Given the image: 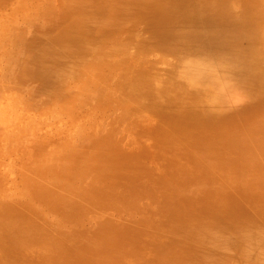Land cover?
I'll use <instances>...</instances> for the list:
<instances>
[{
  "label": "rangeland",
  "instance_id": "rangeland-1",
  "mask_svg": "<svg viewBox=\"0 0 264 264\" xmlns=\"http://www.w3.org/2000/svg\"><path fill=\"white\" fill-rule=\"evenodd\" d=\"M3 1L0 2V22H2L0 23V28L2 27L1 30L6 32V35L4 36V32L0 35V41H1L0 67L3 66L1 67L2 69L1 68L0 69L1 70L4 69L7 72L3 70L5 73L3 71H2L3 73H1L0 70L1 75H3V76L0 75L1 77L0 95L2 96L0 97L1 98L4 97L3 100H1V102L2 101L3 102L2 103L0 102V128H1L0 137L6 136V138L5 137L2 138V140L5 141L3 143L1 142L0 139V174H1L0 189L1 190L6 189V191H0V224H1L0 245L4 244V248L0 246V250H1L0 264H6V262L10 263V261L12 262L15 259V256L19 254V250L21 249L23 250L31 246L32 248H34V250H36L37 245L33 244V242L35 241H40V242L42 241L44 245L45 244L48 245L49 243H52L51 245L52 249L56 250L53 252L55 254L57 252V255L60 254L58 256L59 261L51 258L46 259L43 256L41 261L40 260L39 262L37 261L38 263H36V261L34 260L31 261L36 264H65L61 262L68 260V258L71 256L72 257L70 259H72L73 255H75L74 257L81 256L79 258H81L82 261H80L79 264L80 263L81 264H139V263L140 264L141 263L142 264H190L187 263L188 252L184 249H180V245H184V244L190 245L192 243L194 249H198L200 251V254L196 256L198 260H196L195 262L193 261L194 264H205V263L207 264L209 261H210L209 263L212 264L215 263L229 264L230 261L234 262V264H240V263L263 264L264 262V134L261 133V131L262 132L264 131V123H263L264 115L261 113H264V94L256 93V92L253 94H248L243 89H241L239 85H235L234 80H232L231 78L233 79L234 78L237 79L239 77L241 78L244 75L248 74L249 72L242 71V65H238L237 67L234 64H231V66L229 64L227 67L221 64L219 60L224 61L225 57L223 56L222 58H220L219 57L220 53L219 52L216 53L214 47H213L214 51L211 50L205 52L199 51L200 54L193 52L190 55L191 58H189L190 56L188 55L187 58L182 57L183 58L182 61V58L179 57L175 58L177 56L172 51H166L165 49L162 50L159 46L154 45L158 43L156 39L158 35L159 38L163 37L167 41L164 42L163 44L164 48L171 49L173 47H176L178 43L180 44V36H181L180 34L183 31H191V32L202 31L203 27H212V25H215L217 29L222 30L223 28H225V26L223 25L224 23H222L224 22L222 21V18L219 17L215 18L214 17L215 13L213 9L209 7L211 9L210 11L207 7H204L202 8L203 11L201 9L199 11H196L193 18L190 19L192 10L191 7L189 8L187 6L186 4L187 0H180V1L172 0L175 1L174 2L175 4L173 3V5H170L169 7L167 6V9L161 8L157 10V12L154 9L155 8L154 3L152 4L148 3L150 5H147V3H143V4L139 3V0H135V3L134 0H109V2L107 0H69L70 2H67L68 0L67 1L66 0H56V1L55 0H48V1L47 0H8V1L3 0ZM104 1L109 6L105 5ZM116 3H119L120 5L124 4L126 7L130 9H135L138 8L137 6H140L142 9L139 7L140 11H139V16L136 18V22L135 20H133V18H128L125 21L121 22V24L117 27H108L106 25L107 24L106 21L109 22L110 15L119 19V12L117 10L115 11V9L112 8V5ZM245 3L246 0L244 1L240 0V3L234 4L235 8L233 7L234 6L233 5L232 12L236 14V13H241V11H244L242 9L243 8L242 5ZM179 4L180 7L177 6ZM26 5L28 6V8ZM236 5L238 8H236ZM144 6H146L147 8ZM108 7H110V9ZM173 7L175 9H173ZM149 8H151V11ZM248 8L249 11L247 10V12L250 13L251 8L250 7ZM148 9L150 12H148ZM205 9L206 11H204ZM83 10L88 13H91L92 16L91 23L89 24L88 27L85 28V30L83 31V35L93 39L92 44L93 47L96 49V50L94 49L95 53H93L94 51H92V53H90L89 55H85V57H83L84 58L83 60L85 62L81 60L79 61V63L77 60H71L72 56L66 57L67 59H62V60H56V59L41 60V61L34 60L29 62L31 58H34L35 56L38 57L41 56L43 53H46L47 52L46 49H48L49 45L54 44L53 38L58 36L60 31L63 28H65V25H67L68 22H72L74 20V17L78 19L82 15ZM169 11L170 14H166ZM179 11L181 13H178ZM21 12L22 14L25 15V17L24 16L22 17ZM153 12L155 13L153 14ZM208 12L212 14H208ZM161 13L167 16L166 18H164V20H162L163 18L161 17ZM87 15L89 16V14ZM146 17L148 18L146 19ZM157 17L158 20L156 19ZM25 18L26 20H24ZM150 19L153 21H151ZM160 21L162 23H159ZM179 26L181 27L179 28ZM11 27L13 30L11 29ZM8 28L11 29L12 32H10L11 30L7 31L9 30ZM164 28H166L170 34ZM95 29L98 33L95 31ZM163 31L164 33L166 32L168 35L166 33L164 34ZM17 33L19 34L17 35ZM117 34H119V37ZM160 34L163 36H160ZM138 35L139 36L142 35L143 38H141V36L139 37ZM150 35L152 37L155 36L156 38L155 37L152 38L150 37ZM11 36L13 40L10 38ZM166 36L169 38V39L167 38L168 40L166 39ZM144 37L146 40H144ZM21 38L22 40L25 39L26 41H30L33 45H28V47L25 50L22 47L23 42ZM117 38H120L121 40L124 39L130 40L131 42L129 44L132 45V48H130L129 45L127 47L125 46L120 50L116 49L113 43H110V40L113 42ZM185 41H187V37L183 38V42ZM146 42H148L147 43L148 45L146 44ZM209 42L210 41L208 40L200 39L199 45L201 47H206ZM165 43L168 44L165 45ZM133 44L135 45V48ZM13 45L14 47H12ZM128 47L130 48V50L128 49ZM137 49L139 51H137ZM100 50L102 51L101 53H99ZM50 52L52 53L53 51ZM104 53H106L107 57H105ZM91 54L93 55V57ZM144 55L146 57H144ZM88 56H90V58ZM166 56L167 59L165 58ZM198 57H200V60L196 59ZM6 58L8 61L6 60ZM21 59L24 61H22ZM68 59L69 61H67ZM215 59L216 60L219 59L217 60L218 62L215 61ZM229 60L230 61L227 62H231V59ZM103 61L105 62L103 63ZM95 62H97L96 64L98 65H96ZM89 63H91L92 65L90 66ZM102 63H103V67L101 65ZM115 63L116 65H114ZM70 64L75 65V67L77 65V67L74 68ZM149 64L151 67L149 66ZM197 64L199 67L196 66ZM99 65H100L99 68L96 67ZM111 65L112 66L114 65L113 66L114 68ZM79 66L82 68H80ZM86 66L90 67V68L88 67L89 70H87ZM138 66H140V68ZM172 66L173 67L175 66L174 69L176 68V70L178 67V70H180V73H182V74L179 73L182 76H178L179 74L177 75L179 79L181 78V80H183V78L184 79H186L187 77L191 78V79L189 78L190 80L187 78V80L189 81L183 80V82H187L188 85L202 82L203 79H207L211 77L217 83L219 82L220 84V85L218 84L219 93L223 95L222 94L223 92L226 95V98L223 101H217V102L210 99L204 100L201 97L199 98L197 97L195 99L196 101L191 103L183 100L180 101L178 100L177 102H175V100L173 101L167 98L168 96L166 91L168 90H163L166 93L162 95L163 97L160 96L161 99L162 98L164 99L161 100L159 99L160 97L151 98L146 95L143 96L137 95L136 93H135L136 95H132L129 93L128 87L125 88L126 83L127 82L129 83L133 80L134 74L137 71L149 72L151 69H154L156 71L155 74L159 73L158 77L160 74H163L165 72L164 73L165 75L163 74L164 76L160 75V79H162L160 81L170 80V78L171 79L174 78L172 74L174 73L175 70L173 69ZM9 67H11L12 72H10L11 69ZM188 67L190 71L186 70L188 69ZM13 68L15 69L13 70ZM109 68L110 69L112 68L111 71L108 70ZM196 68L200 70L197 71ZM161 69L162 72H159V70ZM227 69H228V74L225 72ZM27 70L30 72V74H28V76L26 77V74L28 73ZM80 71L81 73H79ZM177 71H175V73H177ZM200 71H201L200 74L197 73ZM217 71H219V75L221 76L222 74L224 75L222 77L219 76L220 78H217L218 76L215 73ZM69 72H71V74ZM185 72L187 74L189 72L188 74L189 76ZM190 72H194V75L193 73ZM195 73L197 74L195 75ZM108 74H110L111 78L108 77L109 76ZM191 74L193 76H190ZM30 75H35V76L29 77ZM213 75L216 76L213 77ZM36 76H39V78H36ZM106 77H108L109 79ZM215 78H217V80ZM123 79L125 82L123 81ZM225 80L227 81L226 83ZM106 81H110V83ZM107 83L108 85H106ZM98 85L99 88L96 87ZM60 87H62L63 89ZM93 87L94 89L90 90V93L91 94L93 92H94L93 94L96 93L94 95L95 98L93 97V95L89 93V89H92ZM95 88H97V90ZM10 90L12 92H10ZM236 90L239 92H237ZM109 91L111 94L108 93ZM16 92L19 93L16 95ZM124 92L126 93V95H124L125 94ZM5 93L7 95L13 94V96L8 97ZM114 93L117 97L114 95ZM232 93L235 94L233 95ZM109 94L111 96H108ZM231 94H232L231 97L232 101H230V97H229L231 96ZM14 95H16L17 98H14L16 97ZM20 95L22 97H20ZM144 96L145 99L143 98ZM110 97L115 101L113 102V100ZM93 98L95 101L93 100ZM132 98L136 102L132 100ZM236 98L239 99V101H237ZM57 99H59V102ZM79 99L80 101H78ZM85 99L86 100L89 99V102L87 100L86 103L85 102L83 103L82 101H85ZM142 99H144L145 102ZM25 100L27 102H25ZM55 100L57 102H55ZM100 100L101 103H99ZM102 100L105 103H103ZM5 101L7 103H5ZM8 101H10L12 104L10 102L8 103ZM13 101L14 103L16 101V104H14ZM19 101L20 102L23 101V105L25 104L24 109H27L26 111L24 109H20L21 111L19 110V108L23 107L22 102L19 103ZM156 101L158 102V104ZM161 101L162 102L164 101L163 102L164 104H161L162 103ZM228 101L230 102L228 103ZM154 102L156 105H154ZM3 103L4 105L5 104L6 105L5 106L2 105ZM26 103H29V105L27 104L28 105L27 106ZM60 103L61 105H59ZM129 105L131 106L133 105V107ZM188 105H189V109H191L190 111H187ZM120 107L122 108L123 112L119 109ZM140 107L143 109H140ZM13 108L17 111L14 112L15 110ZM54 108L58 112L55 111ZM113 108H115L117 112L116 110H113ZM124 108H127L126 113L124 111L125 110ZM109 110H111L109 112L111 113L110 114L111 116L108 113ZM180 110L181 112H186L188 114H191L192 112L198 114L223 112L224 114L227 115L229 114V115L226 116L227 118L225 117L221 121H217V122L214 121L213 124L210 123L208 126L207 124L205 126L197 123L188 124L186 122L180 125L181 122L176 113L177 111ZM28 111L30 115H28ZM12 112L17 114L16 117L14 116L15 115L14 113H13L14 115L12 114ZM32 112L34 113V115ZM53 112L55 114L57 112L59 118L57 117V114L55 118L53 116L54 115ZM94 112L95 113L99 112L98 113L99 115L96 113L95 116ZM136 112L141 113L140 114L141 116L139 117L138 115L139 113ZM124 113L125 115L123 116ZM172 114H174V116ZM6 115L8 117H6ZM104 115L108 116V118L105 117ZM126 116L128 117V119L126 118ZM11 117L13 118L15 117V118L12 120ZM114 117H117V120H114L113 119ZM121 117L125 119H122ZM136 117H138L137 120ZM103 119L106 120L103 121ZM121 119L125 121H122L123 123H121L120 121ZM27 120L28 121L32 120V121H29L30 122L29 123L27 122ZM98 120L101 121V123L103 121L104 124L106 123L108 126L106 125L105 127L104 124L101 125V123L98 122ZM110 120L112 121L114 120L116 124L115 123H113L114 125L111 124L112 121ZM260 120H262L263 122ZM107 121H110L109 123L111 125L107 123ZM256 121L257 124H255ZM82 122H84V125L86 127H83ZM128 122L130 123L128 124ZM8 125L11 127V129ZM117 125L118 128H116L114 131L113 128H115ZM46 126L48 127V129L46 128ZM119 126L122 128L124 126L127 127L129 126L130 132L128 131V128L125 127L127 129L128 134L125 133L124 132L125 130L120 129ZM130 127H132V129ZM143 127L146 128L144 129ZM211 127L212 128L218 127L220 131L211 132ZM97 128H100L99 132L101 133L98 132ZM136 128L137 129L139 128L138 130L140 131H138ZM140 128H143L142 130L144 131V133H142L143 131H141ZM34 129L36 133L34 132ZM79 129L81 130L82 133L79 132ZM117 129H120V132ZM57 130L59 132L56 136ZM84 130L87 132L86 135H85L86 132ZM136 130L138 131V133ZM113 131L115 133H117L118 131L117 136L113 135L114 134ZM8 133H10L12 136L9 135ZM79 133H81L82 135ZM19 134L21 140L20 138H17ZM126 134L127 135L130 134V135L127 136ZM160 134L166 137L160 136ZM80 136L82 138H80ZM76 137H78L77 140ZM114 137L116 140H114ZM123 137L124 138L126 137L127 139L124 140L122 145V143L120 144V142H122ZM14 138H16L17 141H15ZM98 138L99 140L101 139L100 142L99 140H97ZM93 139L95 142L93 141ZM9 140L10 142L13 140L12 141L13 143H10ZM18 140L21 142V144ZM101 142H103L104 144L103 143L101 144ZM112 142L114 144H112ZM6 145H8V147ZM103 145H105L107 148L104 147ZM124 146L127 147V149ZM123 147L125 148V150L122 149ZM103 148L106 149L102 151ZM61 149L63 151H60ZM74 149L77 150L75 151ZM155 149H157L158 151ZM66 150H68L69 154L66 152ZM78 150L81 153V154L79 153L80 156L77 152ZM121 150H124L125 152ZM154 151L157 153H155ZM61 152L62 154L59 155L57 154ZM70 152L73 153L71 154ZM76 154H78V156ZM136 155L138 156L136 157ZM69 156L72 157L70 158ZM116 156L117 157L120 156L121 158L120 157L117 158ZM144 156H146V158H144ZM55 157L58 158V161ZM83 157H85L86 159ZM89 158L92 159L88 160ZM68 159H73V160L75 159V160L73 161ZM60 161L62 162L60 163ZM80 161L82 162L81 165H80ZM63 162L65 163V165ZM73 165H75V167ZM101 166H105V167H102L101 170ZM111 168L113 169V171ZM79 173L80 176L78 177ZM122 174H124L126 178H124ZM127 175L128 176L130 175V177H127ZM54 176L56 177V180L54 179L55 178ZM57 178L59 180H57ZM83 179L84 181H82ZM71 180H74V182ZM52 182L55 183L53 184ZM56 183L57 185H55ZM48 184L49 186L50 185L52 186L49 187L47 186ZM60 184L61 185L63 184L62 185L63 187L60 186ZM45 185L49 188L47 189ZM66 185L69 186L65 187ZM56 186L59 188H56ZM72 187L75 189V191L74 189H71ZM9 190H11L12 192ZM8 192H11L12 194L9 193L8 195ZM56 194L58 195V197H56L57 199H55L54 196ZM190 195L193 196L190 197ZM180 196H182V198H179ZM53 199H55V201ZM181 199H183L184 201ZM50 201L52 202L50 203ZM187 202L190 203L188 204ZM177 203L179 205L175 206V204ZM256 203L260 204V206L254 205ZM196 206H198V208ZM205 206L206 208H204ZM213 206L215 207V209ZM210 207L213 209H211ZM195 208H197L198 211L197 210L195 211ZM207 208L208 209L210 208V210L212 211L210 212V214L205 213L209 211ZM219 210H221L223 213ZM230 210L233 212H231ZM238 210H244V211H242L241 215H237L236 212ZM200 212H202V214ZM213 212L216 213L218 212V213L216 214ZM230 213L231 214L233 213L232 216ZM161 216H163V218ZM63 217L64 218L66 217L65 219H67V221ZM160 217L161 219H158ZM218 217L219 218L222 217V218L219 219ZM166 218L169 220L167 221ZM155 219L156 222H154ZM186 219H188V222H186L187 221ZM159 220L161 221L159 222ZM150 221L154 224V227H156L157 225L158 227L160 226V228L158 227L151 228L152 229L151 230L150 227L151 226L153 227V224L152 223L150 224L149 223ZM202 222L204 226L203 224H201L202 226L200 225V223ZM217 222L221 223V225L219 226V223L217 225ZM168 223L171 224L169 226L172 227V228L169 227V230L172 229L170 231L167 229ZM176 223H179L178 225L180 226V228ZM74 224L77 225L75 226ZM117 224H119L120 226ZM145 224L146 226H144ZM190 224L192 226H190ZM206 224L208 225L206 226ZM226 224L231 226L230 229L224 230L223 226H226ZM78 225L81 226L78 227ZM135 225H137V227H135ZM256 225H260V227H255ZM107 226L108 227L110 226V229L113 231L112 233L110 232L111 230L107 228ZM121 226L125 227L126 229L121 228ZM163 226L165 227V229H163L164 228ZM118 227H120L121 230L123 229L122 232L121 230H119L120 228ZM138 227L141 229L143 227V230L139 229ZM181 227L183 228L185 227L187 229L183 230L181 229ZM144 228H146V230ZM195 228L196 229L198 228L199 230L198 229L196 230ZM201 228L203 230H201ZM91 229H93V232L96 230L95 233L96 235H99V237L95 236V233L93 232L91 234L90 233ZM107 229L108 231H104ZM132 229L133 230L136 229V230L133 231ZM194 229L196 231L194 232L195 235H193L192 233ZM24 230L26 232H32L33 230H37V233H35V236L31 237L30 239L29 238L19 239L21 234L25 232ZM129 230L131 231L129 232ZM187 230L190 232H186ZM123 231L124 232L127 231V232L123 233ZM144 231L146 233H144ZM150 231L151 233H149ZM171 231L173 233H171ZM81 232H84L85 234ZM133 232L135 233L136 237L134 236ZM86 233L87 236L89 237L86 236ZM125 234H129V235L133 234L132 236L135 238L129 235L125 236ZM140 234L142 235V238ZM151 234L153 235V237ZM163 234L166 236L164 237ZM187 234L190 236L189 239L187 237ZM208 234L210 235L207 236ZM214 235L215 237H213ZM123 236L126 237V240L125 237L123 238ZM173 236L175 237V239ZM159 237L161 238L159 239ZM85 238L90 240V242ZM143 238L144 240H142ZM94 239L96 241H99L102 245L99 242H95ZM23 240H27V243L19 244L20 241ZM78 240L81 243H79ZM125 241H127L128 244ZM29 243L33 245H30ZM87 243H90L91 245ZM131 243H133V245L129 247ZM142 243H144V245ZM15 245L17 246L15 247ZM74 245H76L77 247ZM247 246H249L251 250L253 249L252 250L253 252H251L250 250H246V249H250ZM111 247L113 249H111ZM121 247L122 250L120 249ZM139 247L142 248L139 249ZM245 247L247 248L245 249ZM127 249L129 250V252ZM201 249L204 251V253H201L202 251ZM207 249L208 251L210 250L211 252L205 253L208 252ZM114 250L116 251V253ZM190 251L191 249L189 248V252ZM256 252L257 254H255ZM119 253L120 255H118ZM128 253L129 255L131 254L132 257L130 256L129 258ZM191 254L194 253L192 252ZM201 254L202 257L200 256ZM245 254H247L251 258ZM253 254H255L256 256H254ZM110 255L112 256V259ZM121 255H123L124 257L126 256V258H124ZM141 255L143 257H141ZM5 256L9 257V260ZM257 256L258 258L256 259ZM222 257L224 259H221ZM148 258L149 259L152 258V259L149 260ZM200 258H202V260ZM145 261L148 263H146ZM193 263L191 262V264ZM12 264H16V263H14L13 261ZM67 264H76V263L73 262L69 263L67 261Z\"/></svg>",
  "mask_w": 264,
  "mask_h": 264
},
{
  "label": "bare ground",
  "instance_id": "bare-ground-1",
  "mask_svg": "<svg viewBox=\"0 0 264 264\" xmlns=\"http://www.w3.org/2000/svg\"><path fill=\"white\" fill-rule=\"evenodd\" d=\"M1 1H3V0H0V2ZM8 1V0H7ZM48 1V0H47ZM56 1V0H55ZM67 1V0H66ZM108 2H109V0H107ZM175 1H177V0H175ZM175 1H172V0H139V3H147V5H150V4H148V3H154L155 4V11L157 12V10H159V9H161V8H164V9H167V6L169 7L170 5H173V3L175 2ZM180 1V0H179ZM244 1V0H243ZM4 2V1H3ZM67 2H70L69 0L67 1ZM72 2V1H71ZM5 3V2H4ZM31 3V2H30ZM39 3V2H38ZM37 3V4H38ZM104 3H105V1H104ZM126 3V2H125ZM134 3H135V0H134ZM138 3V2H137ZM182 3V2H181ZM237 3H240V0H187L186 1V4H187V6L190 8L191 7V10H192V14H191V16H190V19L191 18H193V16H194V14L196 13V11H199L200 9L202 10V8H204V7H207L210 11H211V9L210 8H212L213 9V11H214V17L215 18H217V17H219V18H222V21H224V22H222V23H224L223 25L225 26V28H223L222 30L221 29H217L216 27H215V25H212V27H203V26H201V27H203L202 28V31H196V32H191V31H183V32H181V36H180V44L178 43V45L176 46V47H173V48H164V42H167L163 37H161V38H159L158 36H157V38L155 37V36H153V37H155L156 39H157V44H154V45H157V46H159L162 50L163 49H165L166 51H172L174 54H176V56L177 57H175V58H182V57H188V55L190 56L193 52H196V53H198V54H200L199 53V51L200 52H205V51H216V53H220V55H219V57L220 58H222L223 56L225 57V60L224 61H220L219 59H217V60H219V62H221V64H223V65H225V66H227L228 67V65L230 64V66H231V64H234L235 66H237L238 67V65H242V71H245V72H249L248 74H246V75H244L243 77H239V78H237V79H233V78H231L232 80H234V84L235 85H239V87L241 88V89H243L245 92H247L248 94H253V93H263L264 94V51H263V49H264V9H263V7H264V0H246V3L245 4H243L242 6H243V10L244 11H241V13H236V14H234L233 12H232V6L234 5V4H237ZM175 4V3H174ZM177 4H178V2H177ZM39 5V4H38ZM105 5H108V4H106L105 3ZM27 6V5H26ZM109 6V5H108ZM152 6V5H151ZM177 6H179L180 7V4L179 5H177ZM241 6V7H242ZM135 7H136V5H135ZM138 8H135V9H130V8H128V7H126L124 4H122V5H120L119 3H116V4H113L112 5V8L113 9H115V11L117 10L118 12H119V19L118 18H115V17H113L112 15H110V19H109V22L108 21H106V25L108 26V27H117V26H119L120 24H121V22H123V21H125L126 19H128V18H133V20H135V22H136V18L139 16V7L140 6H137ZM144 7H146V6H144ZM182 7V6H181ZM186 7V6H185ZM210 7V8H209ZM234 8H235V5L233 6ZM248 7H250L251 9H250V13H248L247 12V10L249 9ZM27 8H28V6H27ZM109 9H110V7H108ZM141 8V7H140ZM147 8V7H146ZM187 8V7H186ZM236 8H238L237 7V5H236ZM142 9V8H141ZM150 9V11H151V8H149ZM149 9H148V12H150L149 11ZM153 9V8H152ZM173 9H175L174 7H173ZM172 9V10H173ZM182 9V8H181ZM185 9V8H184ZM188 9V8H187ZM207 9V10H208ZM241 9V10H242ZM262 9H263V11H262ZM105 10H107V9H105ZM163 10V9H162ZM183 10V9H182ZM181 10V11H182ZM61 11V10H60ZM154 11V10H153ZM174 11V10H173ZM172 11V12H173ZM203 11V10H202ZM204 11H206V9L204 10ZM209 11V12H210ZM212 11V12H213ZM237 11H239V10H237ZM249 11V10H248ZM19 12H20V10H19ZM28 12V11H27ZM144 12V11H143ZM161 12V11H160ZM208 12V14H212V13H209ZM155 12H153V14H154ZM177 13V12H176ZM178 13H181L180 11L178 12ZM21 14H22V12H21ZM21 14H20V16H21ZM42 14V13H41ZM87 14H89V16L87 15ZM148 14V13H147ZM147 14H145V15H147ZM166 14H170V11L168 12V13H166ZM17 15V14H16ZM27 15V14H26ZM143 15V14H142ZM25 17V15L24 14H22V17ZM38 16V15H37ZM151 16H152V14H151ZM172 16V15H171ZM174 16V15H173ZM179 16H181V15H179ZM211 16V15H210ZM19 17V16H18ZM149 17H150V15H149ZM161 17L163 18L162 20H164V18H166L167 16L166 15H164V14H162L161 13ZM177 17V16H176ZM2 18V17H1ZM91 18H92V16H91V13H88V12H86V11H82V15L78 18V19H76L75 17H74V20L72 21V22H68L67 23V25H65V28H63L61 31H60V33H59V35L58 36H56V37H54L53 38V45H49V47H48V49H46L47 50V52L46 53H43L41 56H35L34 58H31L30 60H29V62H31V61H34V60H37V61H41V60H62V59H67L66 57H70V56H72L71 57V60H77L78 61V63H79V61H83V62H85L83 59V57H85V55H89L90 53H92V51H94L93 53H95V48L93 47V39H91V38H89V37H87V36H85V35H83V31L85 30V28L86 27H88L89 26V24L91 23ZM140 18H141V16H140ZM144 18V17H143ZM148 17H146V19H147ZM175 18V17H174ZM173 18V19H174ZM210 18H212V17H210ZM157 20H158V17L156 18ZM171 19V18H170ZM19 20V19H18ZM24 20H26V18L24 19ZM151 20V19H150ZM161 20V19H160ZM181 20V19H180ZM210 20V19H209ZM213 20V19H212ZM149 21V20H148ZM151 21H153V20H151ZM166 21V20H165ZM215 21V20H214ZM172 22V21H171ZM208 22V21H207ZM0 23H2V22H0ZM27 23V22H26ZM148 23V22H147ZM146 23V24H147ZM158 23V22H157ZM159 23H162L161 21L159 22ZM167 23V22H166ZM181 23V22H180ZM179 23V24H180ZM203 23V22H202ZM214 23H216V22H214ZM25 24V23H24ZM99 24H101V23H99ZM171 24V23H170ZM174 24V23H173ZM205 24H208V23H205ZM7 25V24H6ZM10 25V24H9ZM150 25V24H149ZM168 25V24H167ZM200 25V24H199ZM202 25V24H201ZM99 26V25H98ZM169 26H171V25H169ZM209 26V25H208ZM6 27V26H5ZM133 27V26H132ZM158 27V26H157ZM171 27H173V26H171ZM171 27H170V29H171ZM181 26H179V28H180ZM2 28V27H1ZM1 28H0V35L4 32L3 30H1ZM131 28V27H130ZM148 28H149V26H148ZM154 28V27H153ZM152 28V29H153ZM163 28V27H162ZM173 28H175V27H173ZM178 28V29H179ZM185 28V27H184ZM9 29V28H8ZM11 29H12V27H11ZM11 29H9V30H7V31H10ZM97 29V28H96ZM96 29H95V31H96ZM115 29V28H114ZM132 29H134V28H132ZM141 29V28H140ZM145 29V28H144ZM164 29H166V28H164ZM163 29V30H164ZM13 30V29H12ZM12 30L10 31V32H12ZM149 30V29H148ZM167 30V29H166ZM185 30V29H184ZM138 31V30H137ZM142 31V30H141ZM145 31V30H144ZM97 32V31H96ZM112 32V31H111ZM149 32V31H148ZM167 32H168V30H167ZM16 33V32H15ZM98 33V32H97ZM108 33V32H107ZM163 33H164V31H163ZM162 33V34H163ZM166 33V32H165ZM164 33V34H165ZM169 33V32H168ZM178 33H180V32H178ZM19 33H17V35H18ZM141 34V33H140ZM143 34V33H142ZM150 34V33H149ZM163 34V35H164ZM167 34V33H166ZM170 34V33H169ZM6 35V32H4V36ZM9 35V34H8ZM113 35V34H112ZM114 35H116V34H114ZM118 35V37H119V34H117ZM163 35H161L160 34V36H163ZM168 35V34H167ZM122 36V35H121ZM120 36V37H121ZM139 36V35H138ZM141 36V38H143L142 37V35H140ZM139 36V37H140ZM125 37V36H124ZM135 37V36H134ZM146 37V36H145ZM145 37H144V40H146L145 39ZM150 37H152L151 35H150ZM152 37V38H153ZM187 37V41H185V42H183V38H186ZM11 39H12V36L10 37ZM148 38V37H147ZM168 37L166 36V39H167ZM4 39H5V37H4ZM169 39V38H168ZM167 39V40H168ZM173 39H176V38H173ZM200 39H205V40H208V41H210L209 43H208V45L206 46V47H201L199 44V40ZM13 40V39H12ZM21 40H22V38H21ZM179 40V39H178ZM136 41V40H135ZM134 41V42H135ZM138 41V40H137ZM153 41H154V39H153ZM1 42V41H0ZM20 42V41H19ZM22 47L26 50V48L28 47V45H33L30 41H26L25 39H23L22 40ZM107 42H109V41H107ZM131 41L130 40H128V39H124V40H121L120 38H117V39H115L113 42L110 40V43H113V45H114V47L116 48V49H118V50H120V49H122V48H124L125 46L127 47V46H129ZM133 42V41H132ZM170 42H171V40H170ZM179 42V41H178ZM148 42H146V44H147ZM153 43H156V42H153ZM19 44V43H18ZM166 44H168V43H165V45ZM2 45V44H1ZM15 45V44H14ZM14 45L12 46V47H14ZM107 45V44H106ZM134 45V44H133ZM148 45V44H147ZM152 45V44H151ZM172 45V44H171ZM153 46V45H152ZM169 46H170V44H169ZM130 48H132V45H130L129 46ZM128 47V49L130 50V48ZM147 47V46H146ZM159 47H158V49H159ZM213 47L215 48L214 50H213ZM134 48H135V45H134ZM149 48V47H148ZM152 48V47H151ZM12 49V48H11ZM18 49V48H17ZM95 49V50H94ZM14 50H16V49H14ZM20 50V49H19ZM22 50V49H21ZM135 50V49H134ZM50 51H53L52 53L50 52ZM104 51H106V50H104ZM103 51V52H104ZM113 51V50H112ZM131 51H132V49H131ZM137 51H139L138 49H137ZM198 51V52H197ZM50 52V53H49ZM102 51L100 50L99 51V53H101ZM157 52V51H156ZM155 52V53H156ZM26 53V52H25ZM130 53V52H129ZM145 53V52H144ZM1 54V53H0ZM105 54V57H107V55H106V53H104ZM6 55V54H5ZM92 55V54H91ZM99 55V54H98ZM104 56V55H103ZM102 56V57H103ZM153 56V55H152ZM201 56V55H200ZM5 57V56H4ZM11 57V56H10ZM89 58H90V56H88ZM92 57H93V55H92ZM112 57H113V55H112ZM144 57H146L145 55H144ZM154 57H156V56H154ZM163 57H164V55H163ZM163 57H161V58H163ZM7 58H8V55H7ZM7 58H6V60H7ZM104 58V57H103ZM125 58V57H124ZM166 59H167V56L165 57ZM164 58V59H165ZM189 58H191V56L189 57ZM195 58V57H194ZM196 59H199L200 60V57H198V58H196ZM229 59H231V62H227V61H230ZM13 60V59H12ZM22 60V59H21ZM111 60V59H110ZM144 60V59H143ZM163 60V59H162ZM214 60V59H213ZM216 59H215V61H217ZM233 60V61H232ZM8 61V60H7ZM7 61H5V62H7ZM10 61V60H9ZM22 61H24V60H22ZM67 61H69V59L67 60ZM165 61V60H164ZM182 61H183V58H182ZM186 61H189V60H186ZM3 62V61H2ZM91 62V61H90ZM92 62H93V60H92ZM105 61H103V63H104ZM131 62V61H130ZM200 62V61H199ZM218 62V61H217ZM72 63V62H71ZM97 62H95V64H96ZM103 63L101 64L102 65V67H103ZM4 64V63H3ZM6 64V63H5ZM81 64V63H80ZM83 64V63H82ZM90 64V66L92 65L91 63H89ZM88 64V65H89ZM94 64V65H95ZM106 64V63H105ZM104 64V65H105ZM157 64H159V63H157ZM193 64V63H192ZM244 64V65H243ZM71 66H73L74 68H76L77 67V65H76V67H75V65H72V64H70ZM79 65V64H78ZM84 65V64H83ZM82 65V66H83ZM85 65H86V63H85ZM96 65H98V64H96ZM107 65V64H106ZM114 65H116V63L114 64ZM113 65V66H114ZM161 65H162V63H161ZM166 65V64H165ZM195 65V64H194ZM200 65V64H199ZM202 65V64H201ZM112 66V65H111ZM112 66V67H113ZM141 66V65H140ZM140 66H138L139 68H140ZM149 66H150V64H149ZM168 66V65H167ZM196 66H198V64L196 65ZM1 67H3V66H1ZM0 67V68H1ZM12 67V66H11ZM11 67H9L10 69H11ZM80 67V66H79ZM84 67V66H83ZM89 66H86V68H87V70H89V68H88ZM96 67H100V65L99 66H96ZM101 67V68H102ZM142 67V66H141ZM151 67V66H150ZM155 67V66H154ZM159 67V66H158ZM173 67V66H172ZM171 67V68H172ZM175 67V66H174ZM174 67H173V69H174ZM194 67V66H193ZM199 67V66H198ZM203 67V66H202ZM8 68V69H9ZM80 68H82V67H80ZM92 68V67H91ZM114 68V67H113ZM116 68H118V67H116ZM138 68V69H139ZM156 68V67H155ZM180 68V67H179ZM201 68V67H200ZM208 68H210V67H208ZM2 69V68H1ZM0 69V70H1ZM7 69V68H6ZM15 68H13V70H14ZM112 69V68H111ZM111 69L109 68L108 70H110L111 71ZM181 69V68H180ZM197 69V68H196ZM4 70V69H3ZM3 70H1V73H3L4 71ZM18 70V69H17ZM94 70V69H93ZM116 70V69H115ZM171 70V69H170ZM175 71H177L178 70V67H177V70H176V68L174 69ZM173 70V71H174ZM182 70V69H181ZM186 70H189L190 71V69H189V67H188V69H186ZM200 69H197V71H199ZM209 70V69H208ZM219 70V69H218ZM251 70V71H250ZM3 71V72H2ZM9 71V70H8ZM82 71V70H81ZM81 71L79 72V73H81ZM99 71H100V69H99ZM106 71V70H105ZM164 71V70H163ZM175 71H174V73L172 74L173 76H174V78H170V80H166V81H160V80H162V79H160V75L162 76L163 74H160L159 75V77H158V74H155L156 73V71L154 70V69H151L149 72H145V71H142V72H139V71H137L135 74H134V78H133V80L131 81V82H127L126 83V86H125V88L126 87H128V90H129V93L130 94H132V95H146V96H149V97H153V98H156V97H160V96H162L163 94H165L166 92H167V98H169V100H175V102H177L178 100L180 101V100H183V101H186V102H189V103H191V102H195L196 100V98L198 97H201V98H203L204 100H207V99H210V100H213V101H215V102H217V101H223L225 98H226V95L222 92V94L223 95H221L220 93H219V82L217 83L215 80H213L211 77L210 78H207V79H203V81L202 82H199V83H194V84H191V85H188L187 84V82H183V80L185 81V80H187V78L189 79L190 77H187L186 79H184L183 78V80H181V78L179 79V77H177V75L180 73V70H178L177 71V73H175ZM193 71V70H192ZM215 71V70H214ZM5 72H7V71H5ZM4 72V73H5ZM10 72H12V69L10 70ZM15 72V71H14ZM27 74H26V77L28 76V74H30V72L27 70ZM68 72V71H67ZM73 72H74V69H73ZM91 72V71H90ZM115 72V71H114ZM113 72V73H114ZM159 72H162V69L161 70H159ZM170 72V71H169ZM172 72V71H171ZM195 72H196V70H195ZM217 72H218V74H217ZM217 72H215L216 73V75L218 76L217 78H220L219 76H221V75H219V71H217ZM221 72V71H220ZM227 74H228V69L225 71ZM1 73H0V75H1ZM70 74H71V72H69ZM106 73V72H105ZM186 73V72H185ZM190 73H193V75H194V72H190ZM197 73H201V71L200 72H197ZM197 73H195V75L197 74ZM31 74H32V71H31ZM74 74V73H73ZM111 74V73H110ZM110 74H108L109 76V78H111L110 77ZM168 74V73H167ZM171 74V73H170ZM180 74H182V73H180ZM178 75V76H182V75ZM187 74V73H186ZM188 74H189V72H188ZM187 74V75H188ZM221 74V73H220ZM165 75V74H164ZM163 75V76H164ZM184 75V74H183ZM192 74L190 75V76H193ZM216 75H213V77L214 76H216ZM224 74H222V76H223ZM1 76H3V75H1ZM7 76V75H6ZM35 75H30L29 77H34ZM81 76V75H80ZM87 76V75H86ZM105 76V75H104ZM189 76V75H188ZM202 76V75H201ZM221 76V77H222ZM94 77V76H93ZM108 77H106V78H108ZM131 77V76H130ZM156 77H158V78H156ZM225 77V76H224ZM223 77V78H224ZM226 77H227V75H226ZM1 78V77H0ZM3 78V77H2ZM36 78H39V76H36ZM104 78V77H103ZM108 78V79H109ZM217 78H215L216 80H217ZM12 79H14V78H12ZM73 79V78H72ZM87 79V78H86ZM191 79V78H190ZM189 79V80H190ZM196 79H198V78H196ZM229 79V78H228ZM227 79V80H228ZM2 80V79H1ZM74 80V79H73ZM72 80V81H73ZM99 80H101V79H99ZM189 80H187V81H189ZM193 80H195V79H193ZM220 80V79H219ZM223 80V79H222ZM221 80V81H222ZM75 81V80H74ZM73 81V82H74ZM123 81H124V79H123ZM72 82V83H73ZM103 82V81H102ZM106 82H109L110 83V81H106ZM115 82V81H114ZM125 82V81H124ZM191 82V81H190ZM224 82V81H223ZM227 81L225 80V83H226ZM5 83V82H4ZM4 83H2V84H4ZM6 83H8V82H6ZM70 83H71V81H70ZM99 83H100V81H99ZM122 83V82H121ZM221 83V82H220ZM1 84V83H0ZM66 84H67V82H66ZM103 84V83H102ZM114 84V83H113ZM219 84V85H218ZM7 85H9V84H7ZM11 85V84H10ZM16 85V84H15ZM106 85H108V83L106 84ZM115 85V84H114ZM122 85V84H121ZM223 85V84H222ZM14 86V85H13ZM17 86V85H16ZM68 86V85H67ZM71 86H73V85H71ZM77 86V85H76ZM27 87V86H26ZM54 87V86H53ZM70 87V86H69ZM92 87V86H91ZM90 87V88H91ZM97 88H99V85L98 86H96ZM103 87H104V85H103ZM113 87V86H112ZM116 87V86H115ZM222 87V86H221ZM224 87V86H223ZM60 88H62V87H60ZM63 88H64V86H63ZM62 88V89H63ZM73 88V87H72ZM75 88V87H74ZM97 88H95L96 90H97ZM117 88V87H116ZM15 89V88H14ZM30 89V88H29ZM76 89V88H75ZM94 89V87L92 88V89H89V93H90V90H93ZM115 89V88H114ZM121 89H122V87H121ZM124 89V88H123ZM27 90V89H26ZM67 90V89H66ZM110 90V89H109ZM117 90V89H116ZM163 90H168V91H163ZM14 91H16V90H14ZM64 91V90H63ZM121 91V90H120ZM237 91V90H236ZM10 92H12L11 90H10ZM83 92H85V91H83ZM92 92V91H91ZM104 92V91H103ZM107 92V91H106ZM163 92V93H162ZM237 92H239V91H237ZM19 93V92H18ZM17 92H16V95L18 94ZM30 93V92H29ZM88 93V92H87ZM94 93V92H93ZM91 94V95H93V97H94V95L96 94ZM105 93V92H104ZM108 93H110V91L108 92ZM116 93H117V91H116ZM121 93V92H120ZM125 93V92H124ZM128 93V94H129ZM136 93V94H135ZM162 93V94H161ZM229 93H230V91H229ZM3 94V93H2ZM6 94V93H5ZM15 94V93H14ZM65 94V93H64ZM84 94H86V93H84ZM111 94V93H110ZM108 95V96H111V95ZM113 94V93H112ZM129 94V95H130ZM233 95L235 94V93H232ZM232 94H231V96H229L230 97V101H232L231 100V97H232ZM7 95V94H6ZM16 95H14V96H16ZM23 95V94H22ZM66 95V94H65ZM90 95V96H91ZM101 95H102V93H101ZM114 95H115V93H114ZM124 95H126V93L124 94ZM131 95V96H132ZM239 95H240V93H239ZM262 95V94H261ZM1 96V95H0ZM8 97L10 96V97H12L13 96V94L11 95H7ZM113 96V95H112ZM116 96V95H115ZM119 96V95H118ZM2 97V96H1ZM0 97V98H1ZM20 97H22L21 95H20ZM24 97V96H23ZM38 97V96H37ZM82 97V96H81ZM102 97V96H101ZM117 97V96H116ZM115 97V98H116ZM163 97V96H162ZM238 97V96H237ZM241 97V96H240ZM243 97V96H242ZM4 98V97H3ZM3 98H1L0 99V102H1V100H3ZM14 98H17V96L16 97H14ZM57 98V97H56ZM55 98V99H56ZM95 98V97H94ZM94 98H93V100H94ZM111 98V97H110ZM119 98V97H118ZM129 98V97H128ZM142 98V97H141ZM141 98H139V99H141ZM144 99H145V96L143 97ZM244 98V97H243ZM10 99V98H9ZM27 99V98H26ZM38 99V98H37ZM41 99V98H40ZM51 99V98H50ZM54 99V98H53ZM112 99V98H111ZM120 99H122V98H120ZM144 99H142V100H144ZM159 99H161V97L159 98ZM227 99H229V98H227ZM20 100H21V98H20ZM24 100V99H23ZM29 100V99H28ZM58 100V102H59V99H57ZM81 100H83V99H81ZM88 100V102H89V99H87ZM86 99H85V101H82L83 103L85 102L86 103V101H87ZM113 100V99H112ZM111 100V101H112ZM132 100H134L133 98H132ZM161 100H164L163 98L161 99ZM198 100V99H197ZM236 100L237 101H239V99H237L236 98ZM31 101V100H30ZM34 101V100H33ZM32 101V102H33ZM37 101V100H36ZM39 101V100H38ZM61 101V100H60ZM78 101H80V99L78 100ZM95 101V100H94ZM103 101V100H102ZM108 101H110V100H108ZM115 100H113V102H114ZM135 101V100H134ZM230 101H228V103L230 102ZM233 101H234V99H233ZM3 102V101H2ZM1 102V103H2ZM10 101H8V103H9ZM22 102V105H23V101H21ZM20 101H19V103H21ZM25 102H27L26 100H25ZM46 102V101H45ZM55 102H57L56 100H55ZM62 102V101H61ZM136 102V101H135ZM139 102H141V101H139ZM144 102H145V100H144ZM157 102V101H156ZM159 102H160V100H159ZM162 102V101H161ZM164 102V101H163ZM161 103V104H164V103ZM255 102H257V101H255ZM5 103H7L6 101H5ZM11 103V102H10ZM13 103H14V101H13ZM52 103V102H51ZM64 103V102H63ZM62 103V104H63ZM73 103V102H72ZM95 103V102H94ZM99 103H101V100L99 101ZM98 103V104H99ZM103 103H105L104 101H103ZM107 103V102H106ZM120 103V102H119ZM118 103V104H119ZM123 103V102H122ZM184 103V102H183ZM226 103V102H225ZM227 103V104H228ZM12 104V103H11ZM10 104V105H11ZM14 104H16V101H15V103ZM29 105V103H26V105ZM31 104V103H30ZM97 104V103H96ZM157 104H158V102H157ZM185 104V103H184ZM234 104V103H233ZM253 104V103H252ZM2 105H4V103L2 104ZM6 105V104H5ZM4 105V106H5ZM18 105V104H17ZM25 105V104H24ZM23 105V107L22 108H19V110L20 109H24V106ZM27 105V106H28ZM59 105H61V103L59 104ZM84 105H86V104H84ZM122 105V104H121ZM143 105V104H142ZM154 105H156L155 104V102H154ZM160 105V104H159ZM158 105V106H159ZM230 105V104H229ZM228 105V106H229ZM14 106V105H13ZM57 106V105H56ZM129 106H131V105H129ZM141 106V105H140ZM158 106H156V107H158ZM62 107V106H61ZM111 107V106H110ZM115 107V106H114ZM128 107V106H127ZM131 107H133V105L131 106ZM160 107H162V106H160ZM193 107V106H192ZM203 107V106H202ZM230 107V106H229ZM228 107V108H229ZM248 107H250V106H248ZM1 108H3V107H1ZM29 108H31V107H29ZM112 108V107H111ZM145 108V107H144ZM195 108V107H194ZM243 108V107H242ZM14 109V108H13ZM98 109V108H97ZM105 109V108H104ZM108 109V108H107ZM116 109H117V107H116ZM115 108H113V110H116ZM122 112H123V110H122V108L120 107L119 108ZM118 109V110H119ZM125 110V113L127 112V108H124ZM140 109H143V108H141L140 107ZM161 109V108H160ZM163 109V108H162ZM188 109H189V105H188ZM187 109V111H190L191 109H189L188 110ZM196 109H198V108H196ZM203 109V108H202ZM225 109H227V108H225ZM224 109V110H225ZM15 110V109H14ZM13 110V111H14ZM25 111L27 110V109H24ZM33 110V109H32ZM54 110L55 111H57L55 108H54ZM95 110V109H94ZM106 110V109H105ZM112 110V111H113ZM128 110H129V108H128ZM133 110H135V109H133ZM132 110V111H133ZM138 110V109H137ZM5 111V110H4ZM12 111V110H11ZM17 110H15L14 112H16ZM21 111V110H20ZM24 111V112H25ZM30 111V110H29ZM29 111H28V115H30V113H29ZM93 111V110H92ZM98 111V110H97ZM100 111H102V110H100ZM99 111V112H100ZM111 110H109L108 111V113L110 112ZM140 111V110H139ZM185 111V110H184ZM193 111V110H192ZM6 112V111H5ZM14 112H12V114L14 113ZM58 112V111H57ZM57 112H56V114H57ZM98 112V113H99ZM103 112H104V110H103ZM102 112V113H103ZM116 112H117V110H116ZM122 112H121V114H122ZM142 112V111H141ZM3 113V112H2ZM19 113V112H18ZM33 113V112H32ZM52 113V112H51ZM54 113V112H53ZM95 113V112H94ZM97 113V112H96ZM96 113H95V116H96ZM97 113V114H98ZM107 113V112H106ZM107 113V114H108ZM112 113H114V112H112ZM125 113L123 114V116L125 115ZM129 113H131V112H129ZM136 113H139V112H136ZM157 113V112H156ZM177 113V116H178V118H179V120H180V125H182V124H184V122H186V123H188V124H191V123H197V124H201V125H205L206 126V124H207V126L210 124V123H214V121L215 122H217V121H221L222 119H224L226 116H228L227 114H224L223 112L222 113H203V114H198V113H194V112H192L191 114H188V113H186V112H181V110L180 111H177L176 112ZM226 113H229V112H226ZM5 114V113H4ZM15 114V113H14ZM13 114V115H14ZM56 114L54 113V117L56 118ZM64 114V113H63ZM106 114V115H107ZM111 113H109V115H110ZM134 114H135V112H134ZM133 114V115H134ZM141 113H139L138 115H139V117L141 116L140 115ZM163 114V113H162ZM261 114H263L264 115V113H261ZM16 115L17 114H15L14 116L16 117ZM25 115V114H24ZM33 115H34V113H33ZM32 115V116H33ZM41 115V114H40ZM47 115V114H46ZM45 115V116H46ZM59 115H61V114H59ZM99 115V114H98ZM133 115H131V116H133ZM137 115V114H136ZM173 116H174V114H172ZM5 116V115H4ZM27 116V115H26ZM44 116V117H45ZM52 116V115H51ZM52 116V117H53ZM64 116V115H63ZM62 116V117H63ZM94 116V117H95ZM105 116V115H104ZM111 116V115H110ZM113 116V115H112ZM118 116V115H117ZM121 116V115H120ZM128 116H130V115H128ZM143 116V115H142ZM231 116V115H230ZM6 117H8L7 115H6ZM14 117V118H15ZM23 117H25V116H23ZM36 117V116H35ZM38 117V116H37ZM43 117V116H42ZM57 117L59 118V116H58V114H57ZM98 117V116H97ZM105 117H107L108 118V116H105ZM167 117V116H166ZM176 117V116H175ZM232 117V116H231ZM264 117V116H263ZM13 117H11V119L13 120L14 119ZM46 118V117H45ZM89 118V117H88ZM112 118V117H111ZM120 118V117H119ZM122 118V117H121ZM126 118L128 119V117L126 116ZM131 118V117H130ZM133 118V117H132ZM137 118L138 117H136V120H137ZM169 118H170V116H169ZM227 118V117H226ZM228 118H230V117H228ZM261 118V117H260ZM28 119H30V118H28ZM32 119V118H31ZM39 119V118H38ZM37 119V120H38ZM49 119V118H48ZM51 119H53V118H51ZM114 120H117V117H114L113 118ZM122 119H125V118H122ZM120 120L121 121V123H123L122 121H125V120ZM140 119V118H139ZM167 119V118H166ZM257 119H259V118H257ZM7 120V119H6ZM24 120V119H23ZM22 120V121H23ZM33 120H34V118H33ZM50 120V119H49ZM95 120H96V118H95ZM94 120V121H95ZM106 120V119H105ZM104 119H103V121H105ZM112 121V120H110V121H112L111 122V124H113V123H115V121ZM130 120V119H129ZM141 120V119H140ZM2 121V120H1ZM11 121V120H10ZM21 121V122H22ZM29 121H32V120H29ZM28 120H27V122H29ZM56 121H58V120H56ZM62 121V120H61ZM102 121V123H101V121H99L98 120V122H100L101 123V125L102 124H104V122ZM110 121H107V123H109ZM127 121V120H126ZM255 121V120H254ZM257 121H259V120H257ZM257 121H256V123L255 124H257ZM260 121H262V120H260ZM4 122V121H3ZM6 122V121H5ZM37 122V121H36ZM92 122V121H91ZM132 122V121H131ZM134 122V121H133ZM139 122V121H138ZM163 122V121H162ZM263 122V121H262ZM262 122H260V123H262ZM30 123V122H29ZM48 123V122H47ZM83 124V127H86L85 125H84V122H82ZM99 123V124H100ZM130 122H128V124H129ZM135 123V122H134ZM165 123V122H164ZM264 123V122H263ZM5 124V123H4ZM17 124V123H16ZM28 124V123H27ZM93 124H95V123H93ZM99 124H97V125H99ZM110 124V123H109ZM110 124V125H111ZM116 124V123H115ZM218 124V123H217ZM13 125H14V123H13ZM45 125H46V123H45ZM81 125V124H80ZM100 125V126H101ZM105 125V127H106V123L104 124ZM103 125V126H104ZM114 125V124H113ZM139 125V124H138ZM196 125V124H195ZM200 125V126H201ZM259 125V124H258ZM261 125V124H260ZM7 126V125H6ZM9 126V125H8ZM17 126H20V125H17ZM17 126H16V128H17ZM29 126V125H28ZM40 126V125H39ZM44 126V125H43ZM55 126V125H54ZM108 126V125H107ZM122 126V125H121ZM134 126V125H133ZM162 126H164V125H162ZM185 126V125H184ZM197 126V125H196ZM199 126V125H198ZM256 126V125H255ZM10 127V126H9ZM105 127H103V128H105ZM128 128V131H129V126L127 127V126H124L123 128L122 127H120L119 126V128L120 129H123V130H125L124 132L125 133H127V129L126 128ZM262 127H263V125H262ZM34 128V127H33ZM41 128V127H40ZM46 128L48 129V127L46 126ZM66 128V127H65ZM110 128V127H109ZM116 128H118V125L115 127V128H113L114 129V131H115V129ZM125 128V129H124ZM131 129H132V127H130ZM144 128V127H143ZM143 128H140L141 129V131H143L142 129ZM146 128V127H145ZM144 128V129H145ZM256 128V127H255ZM1 129V128H0ZM10 129H11V127H10ZM44 129V128H43ZM47 129H45V130H47ZM98 129V132H99V129L100 128H97ZM120 129H117V130H119V132H120ZM137 129V128H136ZM139 129V128H138ZM137 129V130H138ZM148 129V128H147ZM258 129V128H257ZM60 130V129H59ZM86 130V129H85ZM84 130V131H85ZM89 130H91V129H89ZM112 130V129H111ZM136 130V131H137ZM183 130H184V128H183ZM186 130V129H185ZM190 130V129H189ZM188 130V131H189ZM259 130V129H258ZM5 131V130H4ZM12 131V130H11ZM93 131V130H92ZM91 131V132H92ZM101 131V130H100ZM104 131V130H103ZM102 131V132H103ZM113 131V135H116L117 136V133H118V131H117V133H115ZM138 131H140V130H138ZM138 131H137V133H138ZM194 131V130H193ZM214 131H220V129L218 128V127H211V132H214ZM34 132H35V129H34ZM55 132V131H54ZM58 130H57V132H56V136H57V134H58ZM79 132H81V130L79 129ZM86 132V131H85ZM90 132V133H91ZM95 132V131H94ZM130 132V131H129ZM135 132V131H134ZM186 132V131H185ZM190 132V131H189ZM4 133H6V132H4ZM36 133V132H35ZM38 133V132H37ZM46 133V132H45ZM50 133H51V131H50ZM64 133V132H63ZM82 133V132H81ZM81 133H79V134H81ZM93 133V132H92ZM99 133H101V132H99ZM142 133H144V131L142 132ZM176 133H179V132H176ZM181 133V132H180ZM261 133H263L264 134V131L262 132L261 131ZM260 133V134H261ZM9 135H11L12 134V132H11V134L10 133H8ZM18 134V133H17ZM62 134V133H61ZM77 134H78V131H77ZM83 134H84V132H83ZM87 134V132L85 133V135ZM98 134V133H97ZM96 134V135H97ZM108 134V133H107ZM128 134V133H127ZM126 134V135H127ZM183 134V133H182ZM15 135H16V133H15ZM82 135V134H81ZM130 135V134H129ZM129 135H127V136H129ZM136 135V134H135ZM167 135V134H166ZM168 135H169V133H168ZM167 135V136H168ZM12 136V135H11ZM55 136V137H56ZM112 136V135H111ZM124 136H125V134H124ZM138 136V135H137ZM149 136V135H148ZM160 136H164V135H161L160 134ZM5 138H6V136H4ZM4 137H0V139H1V142L3 143V142H5L4 140H2V138H4ZM89 137V136H88ZM104 137H106V136H104ZM157 137V136H156ZM164 137H166V136H164ZM174 137V136H173ZM12 138V137H11ZM17 138H20V134H19V136H17ZM77 138L78 137H76V140H77ZM80 138H82L81 136H80ZM83 138H84V136H83ZM86 138V137H85ZM94 138V137H93ZM117 138V137H116ZM119 138H120V136H119ZM15 139V141H17L16 140V138H14ZM125 139H127L126 137L124 138H122V142H120V144L122 143V145H123V142H124V140ZM20 140H21V138H20ZM75 140V141H76ZM83 140H85V139H83ZM91 140V139H90ZM89 140V141H90ZM97 140H99V138L97 139ZM101 140V139H100ZM100 140H99V142H100ZM102 140H103V138H102ZM112 140V139H111ZM114 140H116L115 139V137H114ZM119 140V139H118ZM13 141V140H12ZM10 142V140H9V142L10 143H13V142ZM19 141V140H18ZM80 141V140H79ZM92 141V140H91ZM93 141H94V139H93ZM105 141V140H104ZM162 141V140H161ZM20 142V141H19ZM95 142V141H94ZM163 142V141H162ZM1 143V144H2ZM16 143H18V142H16ZM82 143H84V142H82ZM103 142H101V144H102ZM106 143V142H105ZM20 144H21V142H20ZM85 144H86V142H85ZM104 144V143H103ZM112 144H114L113 142H112ZM3 145V144H2ZM90 145V144H89ZM7 147H8V145H6ZM6 146H4V147H6ZM9 146H10V144H9ZM69 146V145H68ZM104 147H106L105 145H103ZM116 146V145H115ZM121 146V145H120ZM142 146H143V144H142ZM12 147V146H11ZM77 147V146H76ZM125 147V146H124ZM122 148V149H124L125 150V148L127 149V147H125V148ZM67 148V147H66ZM69 148V147H68ZM78 148V147H77ZM82 148V147H81ZM80 148V149H81ZM107 148V147H106ZM105 148V149H106ZM121 148V147H120ZM6 149V148H5ZM70 149V148H69ZM79 149V150H80ZM104 148L102 149V151L103 150H105ZM72 150H73V148H72ZM71 150V151H72ZM75 151L77 150V149H74ZM79 150L77 151L78 152V154L80 153L79 152ZM124 150H121V151H124ZM155 150H157V149H155ZM58 151V150H57ZM60 151H63L62 149L60 150ZM59 151V152H60ZM70 151V150H69ZM100 151V150H99ZM108 151V150H107ZM116 151V150H115ZM145 151V150H144ZM158 151V150H157ZM66 152L69 154V152H68V150H66ZM74 152V151H73ZM72 152V153H73ZM77 152H75V153H77ZM109 152V151H108ZM125 152V151H124ZM123 152V153H124ZM142 152V151H141ZM155 152V151H154ZM71 153V152H70ZM71 153V154H72ZM134 153V152H133ZM143 153V152H142ZM155 153H157V152H155ZM53 154H55V153H53ZM58 155L59 154H62V152L61 153H57ZM78 154H76L77 156H78ZM81 154V153H80ZM80 154H79V156H80ZM138 154H139V152H138ZM49 155H51V154H49ZM66 155V154H65ZM74 155V154H73ZM156 155V154H155ZM154 155V156H155ZM53 156V155H52ZM51 156V157H52ZM76 156V157H77ZM120 156H121V154H120ZM119 156V157H120ZM122 156H123V154H122ZM138 155H136V157H137ZM140 156V155H139ZM65 157V156H64ZM63 157V158H64ZM70 157V156H69ZM72 157V156H71ZM70 157V158H71ZM74 157V156H73ZM75 157V158H76ZM96 157V156H95ZM117 157V156H116ZM119 157H117V158H119ZM157 157H158V154H157ZM15 158H17V157H15ZM54 158V157H53ZM52 158V159H53ZM56 159H57V161H58V158L57 157H55ZM82 158V157H81ZM83 158H85V157H83ZM94 158V157H93ZM116 158V159H117ZM121 158V157H120ZM144 158H146V156H144ZM51 159V160H52ZM86 159V158H85ZM90 159H92V158H89L88 160H90ZM50 160V161H51ZM68 160H73V159H68ZM75 160V159H74ZM73 160V161H74ZM48 161V160H47ZM66 161V160H65ZM64 161V162H65ZM72 161V162H73ZM62 161H60V163H61ZM63 162V163H64ZM70 162V161H69ZM112 162V161H111ZM50 163V162H49ZM55 163V162H54ZM57 163H59V162H57ZM62 163V164H63ZM81 161H80V165H81ZM90 163V162H89ZM74 164V163H73ZM109 164V163H108ZM11 165H13V164H11ZM51 165V164H50ZM49 165V166H50ZM64 165H65V163H64ZM70 165V164H69ZM79 165V164H78ZM79 165V166H80ZM68 166V165H67ZM74 167H75V165H73ZM11 167V166H10ZM12 167H14V166H12ZM78 167V166H77ZM100 167V166H99ZM102 167H105V166H101V170H102ZM114 167V166H113ZM52 168V167H51ZM90 168H92V167H90ZM78 169V168H77ZM112 169V168H111ZM11 170V169H10ZM89 170V169H88ZM87 170V171H88ZM110 170V169H109ZM112 171H113V169H112ZM90 172H92V171H90ZM76 173V172H75ZM112 173V172H111ZM77 174V173H76ZM83 174V173H82ZM85 174V173H84ZM88 174V173H87ZM1 175V174H0ZM123 175V177L124 178H126V176L124 175V174H122ZM131 175V174H130ZM130 175L128 176L127 175V177H130ZM133 175V174H132ZM80 176V173H79V175H78V177ZM83 176V175H82ZM118 176V175H117ZM55 177V176H54ZM53 177V178H54ZM57 177H59V176H57ZM75 177V176H74ZM84 177V176H83ZM113 177H114V175H113ZM119 177V176H118ZM118 177H117V179H118ZM123 177H121V178H123ZM52 178V179H53ZM120 178V179H121ZM51 179V180H52ZM55 180H56V177L54 178ZM62 179V178H61ZM75 179V178H74ZM78 179H80V178H78ZM128 179V178H127ZM57 180H59L58 178H57ZM71 181H73L74 182V180H71ZM82 181H84V179L82 180ZM58 182V181H57ZM69 182V181H68ZM49 183V182H48ZM53 183V182H52ZM55 183V182H54ZM53 183V184H54ZM72 183V182H71ZM77 183V182H76ZM75 184V183H74ZM73 184V185H74ZM9 185V184H8ZM7 185V186H8ZM11 185V184H10ZM44 185V184H43ZM55 185H57V183L55 184ZM63 185V184H62ZM61 184H60V186H62ZM72 185V184H71ZM12 186V185H11ZM46 186V185H45ZM44 186V187H45ZM47 186H49V184L47 185ZM46 186V188L48 189L50 186H52V185H50L49 187H47ZM54 186V185H53ZM69 185H66L65 187H68ZM76 186V185H75ZM85 186V185H84ZM63 187V186H62ZM7 188V187H6ZM56 188H59V187H57L56 186ZM70 188V187H69ZM82 188V187H81ZM43 189V188H42ZM46 189V190H47ZM66 189H68V188H66ZM71 189H74L73 187L71 188ZM197 189V188H196ZM247 189H249V188H247ZM63 190V189H62ZM70 190V189H69ZM69 190H67V191H69ZM76 190H77V188H76ZM84 190V189H83ZM110 190V189H109ZM195 190V189H194ZM194 190H191V191H194ZM0 191H6V189L5 190H1L0 189ZM8 191V190H7ZM9 191H11V190H9ZM66 191V190H65ZM74 191H75V189H74ZM81 191V190H80ZM190 191V192H191ZM232 191V190H231ZM12 192V191H11ZM11 192H8V195H9V193L10 194H12ZM59 192H60V190H59ZM58 192V193H59ZM184 192H186V191H184ZM183 193V192H182ZM193 193V192H192ZM250 193V192H249ZM2 194V193H1ZM97 195V194H96ZM55 196V199H57L56 197H58V195L56 194V195H54ZM140 196V195H139ZM183 196V195H182ZM182 196H180L179 198H182ZM188 196H189V194H188ZM191 196H193V195H190V197ZM239 196V195H238ZM249 196V195H248ZM3 197V196H2ZM184 197H185V195H184ZM189 197V198H190ZM236 197V196H235ZM234 197V198H235ZM240 197V196H239ZM196 198H198V197H196ZM251 198V197H250ZM55 199H53L54 201H55ZM90 199V198H89ZM134 199V198H133ZM241 199H242V197H241ZM59 200V199H58ZM181 200H183V199H181ZM189 200H191V199H189ZM193 200V199H192ZM199 200V199H198ZM251 200H254V199H251ZM53 201V202H54ZM184 201V200H183ZM234 201V200H233ZM232 201V202H233ZM52 201H50V203H51ZM191 202V201H190ZM190 202H187L188 204L190 203ZM193 202V201H192ZM229 202V201H228ZM256 202V201H255ZM199 203V202H198ZM105 204V203H104ZM227 204V203H226ZM110 205V204H109ZM176 205H179L178 203L177 204H175V206ZM181 205V204H180ZM183 205H184V203H183ZM185 205H186V202H185ZM196 205V204H195ZM215 205V204H214ZM254 205H259L260 206V204H254ZM182 206V205H181ZM210 206H212V205H210ZM216 206V205H215ZM224 206V205H223ZM227 206V205H226ZM229 206V205H228ZM94 207V206H93ZM197 208H198V206H196ZM214 207V206H213ZM262 207V206H261ZM137 208V207H136ZM174 208V207H173ZM176 208H178V207H176ZM179 208H180V206H179ZM182 208V207H181ZM197 208H195V211L197 210ZM204 208H206V206L204 207ZM203 208V209H204ZM211 208V207H210ZM210 208L208 209L209 211L208 212H205V213H209L210 214V212H212L211 210H210ZM219 208V207H218ZM230 208V207H229ZM228 208V209H229ZM211 209H213V208H211ZM214 209H215V207H214ZM235 209V208H234ZM255 209V208H254ZM91 210V209H90ZM205 210V209H204ZM217 210V209H216ZM253 210V209H252ZM115 211V210H114ZM198 211V210H197ZM200 211V210H199ZM202 211V210H201ZM215 211V210H214ZM219 211H221V210H219ZM231 211V210H230ZM242 211H244V210H238L237 212H236V214L237 215H241L242 214ZM254 211V210H253ZM252 211V212H253ZM256 211V210H255ZM155 212V211H154ZM204 212V211H203ZM222 212V211H221ZM231 212H233V211H231ZM259 212V211H258ZM106 213V212H105ZM201 214H202V212H200ZM213 213H216V212H213ZM218 213V212H217ZM216 213V214H217ZM223 213V212H222ZM196 214H198V213H196ZM208 214V215H209ZM231 214V213H230ZM233 214V213H232ZM232 214H231V216H232ZM170 215H171V213H170ZM194 215H195V213H194ZM226 215V214H225ZM82 216V215H81ZM86 216V215H85ZM160 216V215H159ZM210 216V215H209ZM216 216H218V215H216ZM222 216V215H221ZM236 216V215H235ZM245 216V215H244ZM243 216V217H244ZM250 216V215H249ZM255 216V215H254ZM84 217V216H83ZM162 218H163V216H161ZM161 217L160 218H158V219H161ZM184 217V216H183ZM201 217V216H200ZM224 217V216H223ZM237 217V216H236ZM242 217V216H241ZM64 218V217H63ZM66 218V217H65ZM64 218V219H65ZM152 218H153V216H152ZM151 218V219H152ZM187 218V217H186ZM189 218V217H188ZM216 218V217H215ZM219 218V217H218ZM220 218H222V217H220ZM219 218V219H220ZM247 218V217H246ZM80 219H81V217H80ZM167 219V218H166ZM183 219V218H182ZM195 219H196V217H195ZM194 219V220H195ZM202 219V218H201ZM209 219V218H208ZM226 219V218H225ZM248 219V218H247ZM250 219V218H249ZM66 221H67V219H65ZM74 220V219H73ZM169 219H167V221H168ZM171 220V219H170ZM177 220V219H176ZM187 221L186 222H188V219H186ZM237 220V219H236ZM161 220H159V222H160ZM165 221V220H164ZM172 221V220H171ZM219 221V220H218ZM70 222V221H69ZM75 222V221H74ZM88 222V221H87ZM139 222V221H138ZM154 222H156V219H155V221ZM158 222V223H159ZM183 222V221H182ZM195 222V221H194ZM201 222V221H200ZM215 222V221H214ZM239 222V221H238ZM110 223V222H109ZM112 223V222H111ZM137 223V222H136ZM136 223H134V224H136ZM142 223H143V221H142ZM150 224L152 223L151 221L149 222ZM209 223H211V222H209ZM208 223V224H209ZM218 223L219 222H217V225H218ZM132 224V223H131ZM141 224V223H140ZM153 224V223H152ZM177 225L179 224V223H176ZM188 224V223H187ZM194 224V223H193ZM196 224H197V221H196ZM201 224H203V222L202 223H200V225ZM208 224H206V226L208 225ZM223 224V223H222ZM225 224V223H224ZM237 224V223H236ZM235 224V225H236ZM1 225V224H0ZM75 225V224H74ZM73 225V226H74ZM77 225V224H76ZM75 225V226H76ZM106 225H107V223H106ZM112 225H114V224H112ZM117 225H119V224H117ZM133 225V224H132ZM131 225V226H132ZM158 225H160V224H158ZM169 225H171V224H169L168 223V230H169V227L170 228H172L171 226H169ZM182 225V224H181ZM221 225V223H219V226ZM243 225V224H242ZM79 226H81V225H78V227ZM120 226V225H119ZM124 226V225H123ZM127 226V225H126ZM128 226H130V225H128ZM144 226H146V224L144 225ZM176 226V225H175ZM179 226V225H178ZM187 226V225H186ZM190 226H192L191 224H190ZM202 226V225H201ZM203 226H204V224H203ZM135 227H137V225H135ZM141 227V226H140ZM158 226L156 225V227H154V224H153V227L151 226L150 227V229L151 228H157ZM164 227V226H163ZM165 227H166V225H165ZM165 227L163 228V229H165ZM193 227H195V226H193ZM197 227H199V226H197ZM210 227V226H209ZM230 225H228V224H226V226H223V228H224V230H228V229H230ZM255 227H260V225H256ZM32 228H35V227H32ZM61 228V227H60ZM103 228V227H102ZM101 228V229H102ZM107 228H109V230H111L110 229V226L108 227L107 226ZM116 228V227H115ZM118 228H120V227H118ZM121 228H125V227H122L121 226ZM121 228L119 229V230H121ZM139 228V227H138ZM158 228H160V226L158 227ZM179 228H180V226H179ZM192 228V227H191ZM249 228V227H248ZM82 229V228H81ZM100 229V230H101ZM106 229V228H105ZM126 229V228H125ZM139 229H141V228H139ZM145 230H146V228H144ZM149 229V230H150ZM178 229V228H177ZM181 229H183V230H185V229H187V228H183V227H181ZM193 229V228H192ZM196 229V228H195ZM195 229H194V231H192V233H193V235H195V233L194 232H196L195 231ZM198 229V228H197ZM196 229V230H197ZM250 229V228H249ZM123 230V229H122ZM122 230H121V232H122ZM128 230V229H127ZM133 230V229H132ZM136 230V229H135ZM135 230H133V231H135ZM141 230H143V227H142V229ZM148 230V231H149ZM152 230V229H151ZM159 230V229H158ZM162 230V229H161ZM167 230V231H168ZM170 230H172V229H170ZM169 230V231H170ZM182 230V231H183ZM199 230V229H198ZM201 230H203L202 228H201ZM251 230V229H250ZM25 231V230H24ZM96 231V230H95ZM95 231L93 232V229H91V234H92V232L93 233H95ZM104 231H108V229L107 230H104ZM125 231V230H124ZM123 231V233H126V232H124ZM131 230H129V232H130ZM138 231V230H137ZM154 231V230H153ZM152 231V232H153ZM163 231H165V230H163ZM97 232H99V231H97ZM111 233L113 232L112 230L110 231ZM110 232H109V234H110ZM128 232V233H129ZM155 232V231H154ZM181 232V231H180ZM185 232V231H184ZM186 232H190V231H186ZM185 232V233H186ZM35 233H37V230H33L32 232H23V234H21V236H20V238L19 239H30L31 237H33V236H35ZM81 233H83V234H85L84 232H81ZM102 233V232H101ZM106 233H108V232H106ZM120 233V232H119ZM134 233V232H133ZM137 233V232H136ZM144 233H146L145 231H144ZM149 233H151V231L149 232ZM157 233V232H156ZM166 233V232H165ZM170 233V232H169ZM171 233H173L172 231H171ZM191 233V234H192ZM208 233V232H207ZM116 234H117V232H116ZM131 234V233H130ZM189 234V233H188ZM187 234V237H188V239H189V235ZM126 235H129V234H125V236ZM133 235V234H132ZM132 235H129V236H132ZM141 235V234H140ZM152 235V234H151ZM158 235V234H157ZM162 235V234H161ZM164 235V234H163ZM177 235V234H176ZM183 235V234H182ZM210 234H208L207 236H209ZM78 236V235H77ZM86 236H87V233H86ZM95 236H98L99 237V235H96V233H95ZM125 236H123V238L125 237ZM134 236H135V233H134ZM137 236H139V235H137ZM166 235H164V237H165ZM180 236V235H179ZM184 236V235H183ZM76 237V236H75ZM83 237V236H82ZM87 237H89V236H87ZM98 237H97V239H98ZM133 237V236H132ZM136 237V236H135ZM135 237H133V238H135ZM151 237V236H150ZM152 237H153V235H152ZM158 237V236H157ZM174 237V236H173ZM186 237V238H187ZM203 237H205V236H203ZM213 237H215V235L213 236ZM94 238V237H93ZM128 238V237H127ZM141 238H142V235H141ZM156 238V237H155ZM161 237H159V239H160ZM172 238V237H171ZM201 238V237H200ZM208 238V237H207ZM217 238H219V237H217ZM86 239V238H85ZM91 239V238H90ZM119 239V238H118ZM129 239V238H128ZM127 239V240H128ZM131 239V238H130ZM158 239V238H157ZM162 239H163V237H162ZM165 239V238H164ZM174 239H175V237H174ZM180 239V238H179ZM192 239V238H191ZM205 239V238H204ZM210 239V238H209ZM86 240H88V239H86ZM95 240V239H94ZM103 240V239H102ZM125 240H126V237H125ZM133 240V239H132ZM142 240H144V238L142 239ZM183 240V239H182ZM202 240V239H201ZM201 240H200V242H201ZM242 240V239H241ZM32 241H34V240H32ZM84 241V240H83ZM82 241V242H83ZM89 242H90V240H88ZM91 241H93V240H91ZM101 241V240H100ZM105 241V240H104ZM119 241V240H118ZM129 241V240H128ZM147 241H148V238H147ZM150 241V240H149ZM161 241V240H160ZM163 241V240H162ZM78 242H79V240H78ZM85 242V241H84ZM95 242H99V241H96L95 240ZM126 243H127V241H125ZM157 242V241H156ZM168 242V241H167ZM166 242V243H167ZM177 242V241H176ZM223 242V241H222ZM27 243V240H23V241H20V243L19 244H26ZM79 243H81V242H79ZM100 243V242H99ZM118 243V242H117ZM145 243H147V242H145ZM150 243H152V242H150ZM159 243V242H158ZM157 243V244H158ZM199 243V242H198ZM216 243H217V241H216ZM224 243V242H223ZM30 245H33V244H36L37 245V249L36 250H34V248H32L31 246H29L28 248H26V249H21V250H19V254H17V256H15V259L13 260L14 261V263H16V264H36V263H38L39 262V260L41 261L42 260V258H43V256L46 258V259H48V258H51V259H56L57 261H59L58 260V256L60 255H57V252H56V254L53 252V251H56V250H53L52 249V243H49L48 245L47 244H43L42 243V241L40 242V241H35V242H33V244H31V243H29ZM87 244H89V245H91L90 243H87ZM101 244V243H100ZM99 244V245H100ZM128 244V243H127ZM140 244V243H139ZM139 244H138V246H139ZM143 245H144V243H142ZM193 244V243H192ZM192 244H190V245H187V244H184V245H180V249H184V250H186L188 253H187V263H190L191 264V262L193 263V261L195 262L196 260H198L197 258H196V256L198 255V254H200V251L198 250V249H194V247L192 246ZM202 244V243H201ZM213 244H215V243H213ZM102 245V244H101ZM133 245V243H131V245H129V247L130 246H132ZM148 245H149V243H148ZM168 245V244H167ZM207 245H209V244H207ZM2 248H4V244H1L0 245ZM17 245H15V247H16ZM70 246V245H69ZM74 246H76V245H74ZM93 246V245H92ZM96 246V245H95ZM142 246V245H141ZM158 246V245H157ZM210 246H212V245H210ZM31 247V248H30ZM77 247V246H76ZM97 247H98V245H97ZM144 247V246H143ZM146 247H147V244H146ZM145 247V248H146ZM223 247V246H222ZM225 247V246H224ZM227 247V246H226ZM248 248H250L249 246H247ZM247 247H245V249L247 248ZM19 248H21V247H19ZM64 248V247H63ZM118 248V247H117ZM116 248V249H117ZM142 248V247H141ZM140 247H139V249H141ZM167 248V247H166ZM189 248L191 249V251L189 252ZM67 249V248H66ZM65 249V250H66ZM100 249V248H99ZM111 249H113L112 247H111ZM115 249V248H114ZM121 250H122V247L120 248ZM194 249V250H193ZM225 249V248H224ZM59 250H60V248H59ZM128 250V249H127ZM130 250H132V249H130ZM134 250V249H133ZM137 250V249H136ZM145 250V249H144ZM162 250H163V247H162ZM202 250V249H201ZM246 250H250L251 252H253L252 250H251V248L250 249H246ZM257 250V249H256ZM1 251V250H0ZM109 251H111V250H109ZM115 251V250H114ZM119 251V250H118ZM139 251V250H138ZM159 251V250H158ZM203 251V250H202ZM201 251V253H204V251L202 252ZM206 251V250H205ZM207 251H208V249H207ZM63 252V251H62ZM61 252V253H62ZM91 252V251H90ZM128 252H129V250H128ZM141 252V251H140ZM142 252H144V251H142ZM194 253V254H191V253ZM209 252H211L210 250L208 251V252H205V253H209ZM247 252V251H246ZM249 252V251H248ZM4 253V252H3ZM60 253V252H59ZM108 253V252H107ZM106 253V254H107ZM115 253H116V251H115ZM136 253V252H135ZM139 253V252H138ZM243 253H245V252H243ZM258 253H259V251H258ZM123 254V253H122ZM125 254V253H124ZM133 254V253H132ZM141 254V253H140ZM255 254H257V252L255 253ZM255 254H253L254 256H256ZM62 255V254H61ZM64 255V254H63ZM112 255V254H111ZM110 255V257H111V259H112V256ZM114 255V254H113ZM118 255H120V253L118 254ZM144 255V254H143ZM213 255H215V254H213ZM245 255H247V254H245ZM251 255V254H250ZM252 255V256H253ZM260 255H262V254H260ZM75 255H73V258H76V259H70L71 257H69L68 258V260H66V261H62L61 263H65V264H67V261L70 263V262H73V263H76V264H79V262L80 261H82V259L81 258H79V257H81V256H79V257H74ZM121 256H123V255H121ZM130 256L132 257V255L130 254L129 255V253H128V257L130 258ZM201 257H202V254L200 255ZM225 256V255H224ZM243 256H244V254H243ZM248 256V255H247ZM259 256V255H258ZM258 256L256 257V259L258 258ZM6 257V256H5ZM4 257V258H5ZM108 257V256H107ZM124 257V256H123ZM135 257H136V255H135ZM141 257H143L142 255H141ZM149 257V256H148ZM209 257V256H208ZM228 257V256H227ZM231 257V256H230ZM248 257H250V256H248ZM2 258V257H1ZM6 258H8V260H9V257H6ZM65 258V257H64ZM109 258V257H108ZM124 258H126V256L124 257ZM251 258V257H250ZM254 258V257H253ZM70 259V260H69ZM110 259V258H109ZM114 259V258H113ZM121 259V258H120ZM137 259V258H136ZM140 259V258H139ZM143 259V258H142ZM149 259V258H148ZM152 259V258H151ZM151 259H149V260H151ZM201 260H202V258H200ZM214 259V258H213ZM221 259H224L223 257L221 258ZM232 259V258H231ZM245 259V258H244ZM247 259V258H246ZM1 260V259H0ZM7 260V259H6ZM12 260V259H11ZM32 260H34V261H36V263H34V262H31ZM144 260V259H143ZM146 260V259H145ZM204 260V259H203ZM228 260V259H227ZM233 260V259H232ZM248 260H249V258H248ZM13 261L11 262L10 261V263H7L6 262V264H12L13 263ZM38 261V262H37ZM113 261V260H112ZM136 261V260H135ZM218 261H220V260H218ZM223 261V260H222ZM229 261H230V259H229ZM228 261V262H229ZM237 261V260H236ZM245 261V260H244ZM254 261V260H253ZM98 262V261H97ZM111 262V261H110ZM109 262V263H110ZM114 262V261H113ZM146 262V261H145ZM204 262V261H203ZM210 262V261H209ZM208 262V263H209ZM224 262V261H223ZM232 261H230V263L229 264H234V262H232ZM256 262H257V260H256ZM259 262V261H258ZM122 263V262H121ZM146 263H148V262H146ZM205 263V262H204ZM207 263V264H208ZM237 263V262H236ZM262 263V262H261ZM81 264V263H80ZM140 264V263H139ZM142 264V263H141ZM194 264V263H193ZM206 264V263H205ZM209 264H212V263H209ZM216 264V263H215ZM224 264V263H223ZM241 264V263H240ZM244 264V263H243ZM250 264V263H249ZM260 264V263H259ZM263 264H264V262H263Z\"/></svg>",
  "mask_w": 264,
  "mask_h": 264
}]
</instances>
